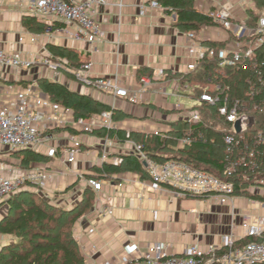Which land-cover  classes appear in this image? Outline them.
Returning a JSON list of instances; mask_svg holds the SVG:
<instances>
[{"label":"crops","instance_id":"0c3cea01","mask_svg":"<svg viewBox=\"0 0 264 264\" xmlns=\"http://www.w3.org/2000/svg\"><path fill=\"white\" fill-rule=\"evenodd\" d=\"M151 2L113 0L99 14L105 37L91 45L69 37L64 23L32 15L20 8L16 0H0V50H19L33 60L48 57L55 61L58 59L50 47L72 49L79 54L80 61L90 60L92 75L96 77L119 75L123 84L131 89L137 87L143 76H150L154 81L141 103L132 104L122 99L114 102L110 96L84 87L60 72L50 71L40 63L20 70L5 67L0 69V102L4 103L28 86L42 91L38 82L45 78L129 115L131 118L116 122L120 130L145 135H153L155 131L169 133L173 123L183 120L180 112L188 109L183 101L193 99V87L175 78L190 73L188 66L193 59L189 53L188 33L174 25L172 13L163 7L153 9ZM118 3L122 4L121 8ZM224 5H228L233 17L240 20L247 18V12L254 9L251 0H195L196 8L203 13ZM28 17H36L47 30L52 23V31L30 32L23 25ZM202 30L199 41L205 45L224 43L229 47L232 44L227 32L220 27L212 25ZM23 35L26 41L20 44L19 38ZM31 35L37 36L35 42L31 41ZM159 72H164L165 76L160 78ZM195 102L197 104L198 100ZM67 134L69 131L65 129L54 131L55 143L66 144ZM82 139L84 150L76 163L64 165L62 156L49 160L46 165L54 172L52 179L45 183L41 192L32 188L26 190L58 207H75L82 200L84 191L90 189L87 180L97 178L94 168L101 167L96 165L95 156L101 138L95 135ZM112 144L113 154H119L125 148L123 143L114 141ZM11 160L17 167H22L21 159L11 157ZM99 181L102 182L100 192L90 189L95 197L91 211L74 227L75 239L85 261L124 264L142 256L155 243L165 245L170 254L185 255L194 245L202 250L221 246L232 234L239 245L243 236L240 215L244 212L256 216L264 214V186L256 188L258 199L236 196L232 203L222 205L212 199H184L169 189L155 192L149 179L143 180L135 172H122L109 179L99 178ZM121 183L123 188L119 190L117 185ZM101 208L111 209L112 215H99ZM8 211L6 200L0 206V222ZM11 241L12 238L0 235L1 248Z\"/></svg>","mask_w":264,"mask_h":264},{"label":"built area","instance_id":"2783aa9c","mask_svg":"<svg viewBox=\"0 0 264 264\" xmlns=\"http://www.w3.org/2000/svg\"><path fill=\"white\" fill-rule=\"evenodd\" d=\"M20 8L42 19L52 18L54 21L64 23L69 37L78 41H86L95 44L105 37V33L99 22L100 11L111 5L113 0H16ZM122 7L121 3L117 4ZM153 9L161 8L157 0H152ZM228 5L211 9L207 15L214 26L225 30L232 44L216 50L200 42L194 33H188L190 41L189 53L193 62L188 66V71L196 70L199 63L205 59L216 58L218 60V72L225 76V69L243 65L251 66L256 70L259 83L264 88V75L259 69L256 53L264 46V16L254 19V26L247 23V18L240 20L233 17ZM173 20L176 14L172 13ZM52 23L46 32L52 31ZM37 40L36 35H31V41ZM25 36L19 38V43L24 44ZM42 64L51 71L69 72L73 79L80 85L93 91H97L113 98L126 100L132 104L141 103L144 93L153 86V78L143 76L139 79L135 89L123 84L119 75L112 77H96L92 75V63L90 60L81 61V65L70 70L66 60L52 61L46 57L39 60L27 58L23 51L0 50V69L5 67L17 70L31 68L35 64ZM158 76L163 78L164 72ZM261 91L254 88L249 91L247 97L253 101L244 103L240 100L229 99L228 96L215 97L204 93L200 101L211 105L219 104L218 114L230 126V134L224 138L227 152L231 155L239 147L242 135L252 126L250 112L264 109L254 101ZM199 102V101H198ZM110 110L90 118H76L71 109L53 102L39 89L28 86L15 92L4 103L0 102V206L12 195L26 189H38L50 181L54 172L48 167L47 162L42 166L31 165L27 169L17 167L12 163L11 153L19 150H32L40 153L48 160L63 157V164L76 163L84 150L83 137L95 136L94 132L101 130H119V125L113 119L114 112L118 111L115 106H109ZM183 121L195 124L200 121L197 110L191 116L182 115ZM237 123H240L241 131H237ZM254 123V121H253ZM68 130L66 144H56L57 138L54 131ZM72 130L74 133L70 132ZM128 136L130 132H127ZM155 136L165 137L166 133L155 131ZM239 136L240 138H238ZM259 138H264L259 134ZM100 148L96 150L97 166H118L123 162L121 156H136L144 165L150 181V187L155 191L169 189L177 196L187 199H212L222 205L233 202L234 184L223 181L216 176L197 169L187 163L169 160L157 163L150 159L143 151L142 146L128 140L124 142V150L119 154L111 152L112 140L109 136L100 139ZM191 142L190 136H184L178 140V148L184 147ZM239 159L230 161L227 168L228 176H232L237 165H248L243 150H238ZM249 158L253 157V151H249ZM99 161V162H98ZM88 188L94 192L102 190V182L95 178H89L86 182ZM264 186V181H259L251 186L249 191L257 195L256 188ZM121 190L123 184H118ZM99 215H112L113 211L107 208L98 210ZM234 217L235 214L232 213ZM241 216L240 228L243 232L242 241L253 239L241 247H237L235 236L232 234L225 239L221 246H210L202 250L198 245L192 246L185 255H174L167 251L163 244H152L146 252L136 258H131L124 264H261L264 263V214L261 216L244 212ZM234 228V225H231ZM91 233L94 230L90 231ZM1 244V243H0ZM1 248V245H0ZM83 264H113L112 262L96 263L84 261Z\"/></svg>","mask_w":264,"mask_h":264},{"label":"trees","instance_id":"16d2710c","mask_svg":"<svg viewBox=\"0 0 264 264\" xmlns=\"http://www.w3.org/2000/svg\"><path fill=\"white\" fill-rule=\"evenodd\" d=\"M161 6L170 13L176 14L174 25L182 32L199 34L203 27L212 26V20L207 13L200 12L195 6V0H157ZM254 9L247 12V23L254 26V19L264 12V0H251ZM23 25L33 33L42 34L47 26L38 22L36 17H28ZM33 27H40L36 31ZM208 46L219 50L225 48L224 43H211ZM57 59L66 60L70 70H75L81 65L79 54L67 48L50 47ZM259 69L264 75V46L256 53ZM216 58L205 59L197 66L196 70L178 75L181 83H188L193 87V99L198 104L192 110H197L200 121L190 124L180 120L173 123L171 131L165 137L145 135L135 132L128 133L124 130H101L94 132L97 137L109 136L112 140L124 143L131 140L142 146L143 151L150 159L157 163L175 160L187 163L197 169L206 171L217 178L234 184V195L258 199L249 188L259 181H264V109L251 111L253 125L242 135L235 152H227L224 138L230 134V126L218 114V107L208 102L200 101L201 95L207 93L213 97L228 96L232 100L250 103L253 100L247 97L252 88L260 90L261 94L254 97V101L264 104V88L259 83V77L251 66L239 65L225 69V76L218 72ZM69 78H73L66 72ZM150 77V76H148ZM38 85L53 102L69 108L76 118H90L110 110V107L90 96L70 90L59 82L41 79ZM123 112L116 111L113 119L122 120ZM126 115V114H125ZM127 116V115H126ZM70 132L74 133L72 130ZM190 136L191 142L178 148V140ZM240 138L239 136H237ZM245 152L249 160L248 165H237L232 176H228L229 162L239 159L238 150ZM253 151L249 158L248 152ZM23 153L22 166L29 167L31 163L47 161L46 156L32 150ZM123 162L118 165H103L94 168L97 178L109 179L122 172H135L143 179H149L143 163L136 156H121ZM99 177V178H98ZM94 194L87 189L82 200L71 209H64L50 204L43 197L33 191L23 190L7 199L9 211L0 222V235L12 238V241L0 248V264H83L84 258L75 239L74 227L77 221L91 211L94 204ZM253 239H245L237 247ZM264 264V263H261Z\"/></svg>","mask_w":264,"mask_h":264},{"label":"rangeland","instance_id":"374dc122","mask_svg":"<svg viewBox=\"0 0 264 264\" xmlns=\"http://www.w3.org/2000/svg\"><path fill=\"white\" fill-rule=\"evenodd\" d=\"M253 7H254V4H253ZM262 16H264V12L261 14V16L260 17H262ZM33 28H35L34 30L36 31L38 28L40 29V27H38V28H36V27H33ZM202 31L203 30H201V32L199 33V34H197L196 35V38L199 40V36L202 34ZM50 70V69H49ZM51 71V70H50ZM53 71V70H52ZM53 72H56V71H53ZM59 73V72H58ZM60 73L62 74V75H65V76H67L68 78H69V75H68V73H66L65 71H60ZM58 75V74H57ZM175 78L178 80V81H181L180 80V78H179V76L178 75H176L175 76ZM42 78H40L39 80H41ZM45 79V78H44ZM189 85V84H188ZM190 86V85H189ZM183 103L184 104H186V106L188 107V109L186 108L185 110H182L183 112H180V115H185V116H191L192 114H194L195 113V110H192L193 108H194V106L196 105V102H195V99H189V100H184L183 101ZM198 104V103H197ZM126 113H122V115L124 116V118L122 117V120H125V119H129V118H131V117H129V115H125ZM137 144V143H136ZM139 145V144H138ZM113 146V145H112ZM18 152H13V153H11L12 155V157H13V159H16V160H19L20 161V159L23 157L22 156V154L23 153H19V154H17ZM48 163L49 162V160H47V161H44L43 160V162L41 161V164H44V163ZM22 168L23 169H27V168H29V167H24V166H22ZM43 189H42V187H38V189H37V191L38 192H41Z\"/></svg>","mask_w":264,"mask_h":264},{"label":"water","instance_id":"95a60500","mask_svg":"<svg viewBox=\"0 0 264 264\" xmlns=\"http://www.w3.org/2000/svg\"><path fill=\"white\" fill-rule=\"evenodd\" d=\"M250 125H253V119H251ZM236 127L238 132L241 131L240 123H237ZM24 151H28V150H19L18 152H24Z\"/></svg>","mask_w":264,"mask_h":264}]
</instances>
